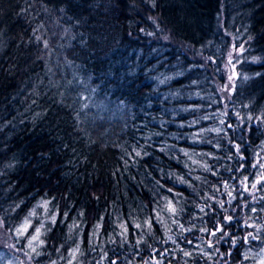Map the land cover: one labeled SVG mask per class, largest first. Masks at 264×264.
Wrapping results in <instances>:
<instances>
[{
  "label": "trees",
  "instance_id": "1",
  "mask_svg": "<svg viewBox=\"0 0 264 264\" xmlns=\"http://www.w3.org/2000/svg\"><path fill=\"white\" fill-rule=\"evenodd\" d=\"M262 147L264 0H0V218L39 264L254 261L226 218Z\"/></svg>",
  "mask_w": 264,
  "mask_h": 264
},
{
  "label": "rangeland",
  "instance_id": "2",
  "mask_svg": "<svg viewBox=\"0 0 264 264\" xmlns=\"http://www.w3.org/2000/svg\"><path fill=\"white\" fill-rule=\"evenodd\" d=\"M243 51V47L236 46V44L232 43L227 52L226 62L224 64L226 78L224 83L218 86L221 101L226 109L228 108L230 97L235 87V83L238 76L236 67ZM257 121L258 119L255 120V122ZM260 163H264V147L260 148L256 152V158L252 164V171L248 174H245L244 179L239 182L245 200L241 201L238 207L232 208L231 212H228L227 216L232 217L231 222L239 221L240 223H243L242 226L244 229H246L245 237L248 236L249 233H251L253 236H256L257 239L258 236L251 229H253V227H259L260 225H264V222L259 223L256 220L255 216H253L252 210L251 212L246 214V209L249 204L255 205L256 203L264 199V194L261 193L262 188L264 189V181H262L260 184H257L256 188L251 187L253 183H256L257 180H260L261 173H264V168L259 166ZM253 165L257 166L253 167ZM245 177H247V180H245ZM245 188H247V191L245 190ZM249 225H251V227ZM20 226L16 227L15 229H12L0 218V248H3L14 254L19 259L20 264H39L37 258L33 256L30 248L28 251L26 247L23 248L22 246H20L17 240V236L14 234L15 230ZM222 237L224 238V236ZM232 242V245L234 247L236 245V242ZM37 243L38 241L34 242L33 246H36ZM13 245L15 247H13ZM262 248L263 249L257 254V257L254 261L246 259L243 260L240 264H260V261L264 259V244ZM230 253L231 251L226 255L221 254L218 260L216 261V264H233L230 260L227 259Z\"/></svg>",
  "mask_w": 264,
  "mask_h": 264
},
{
  "label": "snow or ice",
  "instance_id": "3",
  "mask_svg": "<svg viewBox=\"0 0 264 264\" xmlns=\"http://www.w3.org/2000/svg\"><path fill=\"white\" fill-rule=\"evenodd\" d=\"M231 79V77H230ZM237 150H239V146H237ZM137 155H139V153H137ZM241 159H243V157L241 156ZM259 163V162H258ZM257 165H253V167H256ZM260 167L264 168V163H260L259 164ZM245 180H247V177H245ZM262 181H264V173H261V178L260 180H257L256 183H253L251 185L252 188H256L257 187V184H260ZM225 187L227 188L228 185L225 184ZM245 190L247 191V188H245ZM228 196H232V193L231 192H228ZM223 206V204H221V207ZM168 210L173 214L175 215L176 214V208L172 206L171 202H169V206H168ZM201 211H204L203 208H201ZM252 211H255V209H252ZM53 221L55 220V217L53 216L52 217ZM228 221H231L232 220V217H227L226 218ZM175 222V221H174ZM251 227V225H249ZM31 227V223L30 221L26 220L25 223L23 225H21L19 228H17L14 232V234L19 238L23 235H25L28 231V228ZM43 227V224H41L39 227L35 228L34 230V234L29 237L28 239V246L31 248V251L33 253H35L37 256L40 255L39 252L36 251V248L39 246V244H42L43 242L42 241H39V237H40V234H41V228ZM137 227H139V225H137ZM183 227V226H181ZM190 230V229H189ZM126 231V230H125ZM205 231H207V229H205ZM217 232H224V235L227 236L228 233L226 231H224V228L221 226V227H218L216 228L215 230H213L210 234L211 235H216ZM251 237V239H257L256 236H253L251 233L248 234V236L245 237V241L247 242L248 238ZM223 238V237H221ZM39 242L36 244V246H33L34 242ZM210 247H212V245L210 244L209 245ZM13 247H15L13 245ZM79 252V249L76 248V249H73V252L71 253V255L73 256V259L75 258V255L76 253ZM186 256L187 255H191V253H188V252H185L184 253ZM69 264H73V261H69ZM113 264H115V262L113 261ZM260 264H264V259H262L260 261Z\"/></svg>",
  "mask_w": 264,
  "mask_h": 264
}]
</instances>
